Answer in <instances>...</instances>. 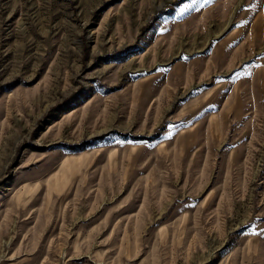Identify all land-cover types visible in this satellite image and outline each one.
Instances as JSON below:
<instances>
[{"label": "rangeland", "instance_id": "rangeland-1", "mask_svg": "<svg viewBox=\"0 0 264 264\" xmlns=\"http://www.w3.org/2000/svg\"><path fill=\"white\" fill-rule=\"evenodd\" d=\"M0 264H264V0H0Z\"/></svg>", "mask_w": 264, "mask_h": 264}]
</instances>
